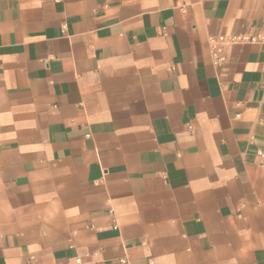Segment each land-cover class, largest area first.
Returning a JSON list of instances; mask_svg holds the SVG:
<instances>
[{
  "label": "crops",
  "instance_id": "0c3cea01",
  "mask_svg": "<svg viewBox=\"0 0 264 264\" xmlns=\"http://www.w3.org/2000/svg\"><path fill=\"white\" fill-rule=\"evenodd\" d=\"M218 34L264 0H0V264H264V41Z\"/></svg>",
  "mask_w": 264,
  "mask_h": 264
},
{
  "label": "built area",
  "instance_id": "2783aa9c",
  "mask_svg": "<svg viewBox=\"0 0 264 264\" xmlns=\"http://www.w3.org/2000/svg\"><path fill=\"white\" fill-rule=\"evenodd\" d=\"M263 36L249 35V34H238V35H221L211 36L209 38L211 56L214 63L223 62L225 60V48L231 44L237 43H256L263 42ZM77 263H80V259L76 258ZM122 263L125 264V261L122 260Z\"/></svg>",
  "mask_w": 264,
  "mask_h": 264
}]
</instances>
